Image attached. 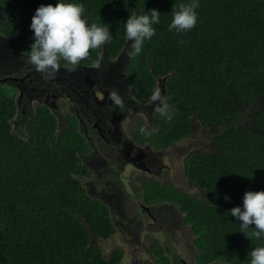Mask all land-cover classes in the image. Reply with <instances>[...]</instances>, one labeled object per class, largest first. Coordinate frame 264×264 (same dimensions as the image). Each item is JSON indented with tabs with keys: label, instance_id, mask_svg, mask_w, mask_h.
Wrapping results in <instances>:
<instances>
[{
	"label": "trees",
	"instance_id": "obj_1",
	"mask_svg": "<svg viewBox=\"0 0 264 264\" xmlns=\"http://www.w3.org/2000/svg\"><path fill=\"white\" fill-rule=\"evenodd\" d=\"M72 2L83 3L88 22L109 24L113 35L102 45L105 52L91 49L80 64L104 53L117 56L128 15L161 13L156 34L126 66L137 99L149 100L165 78L164 97L175 108L171 120L155 111L148 141L156 148L173 146L199 125L206 138L185 149L184 158L189 185L200 194L155 188L152 201L177 206L200 263L250 264L251 249L264 240L241 233L227 211L242 204L246 191L264 189V0H199L196 26L182 33L169 31L171 10L189 0ZM50 3L55 0H0V28L12 35L23 26L20 45L27 55L31 17ZM8 94H0V264H118L119 249L106 257L92 243L112 235L115 226L105 203L90 198L80 182L77 152L84 143L75 119L67 116L60 130L55 115L40 106L20 136L11 130L15 104ZM149 248L155 264H170L160 246Z\"/></svg>",
	"mask_w": 264,
	"mask_h": 264
},
{
	"label": "flooded vegetation",
	"instance_id": "obj_2",
	"mask_svg": "<svg viewBox=\"0 0 264 264\" xmlns=\"http://www.w3.org/2000/svg\"><path fill=\"white\" fill-rule=\"evenodd\" d=\"M1 15L0 11V20ZM18 32L9 35L0 28V94L6 92L4 87H9L8 95L13 97L14 116L10 121L12 132L22 136L25 133L26 119L33 117L40 106L53 113L57 124L60 121L62 127L67 116L75 119L84 143L82 151L77 152L82 168V173L78 176L85 192L103 201L107 206L112 224L115 226V232L108 236L107 240L114 242V247L117 245L114 240L117 233L123 236L125 245L142 242L144 235H138L142 233L139 227L142 220H149L148 225L158 224L161 228L163 225L164 230L166 225H176L177 223H169L171 211L169 213L165 211L172 209L179 217L182 215L179 209L169 200L152 201L153 189L159 191L181 189L192 195H199L200 190L193 185L190 186L185 175V149L180 147L177 152L168 154L171 147L183 141L157 150L161 153H158L159 158L154 162L148 157L150 153L145 152L147 149L151 150L153 146L148 141V133L155 125L151 120L152 128L141 127L144 129L142 132L138 130L140 121L134 123V119L127 115L130 108L132 115L142 116L139 108L147 102L137 99L132 92L126 68L128 59H124L123 64L118 60V55L116 57L102 55L92 64L72 65L60 61L55 74L48 76L28 62V55L23 52L20 45L24 39V32ZM113 91L122 97L125 105L123 109L110 100ZM64 107L65 112L62 113ZM150 114L151 111L146 117ZM153 117L154 114L151 119ZM138 135L143 136L144 140L138 139ZM137 147H142V152L147 157L138 153ZM168 158L173 163L182 162L186 178L182 187H176L173 181L165 180L167 173L171 171V167L165 163V159ZM130 169L134 170L128 172ZM141 169L152 176L139 181L137 178ZM128 201H131L130 204L136 210V221H140L138 224L130 222L123 214L124 205ZM155 205L168 208L163 210V214H158L152 212ZM185 227L193 236L191 247L194 248L188 246L191 249L189 254L194 257L193 264H202L197 258L199 251L194 246L193 232L188 225ZM119 250L122 253V250ZM173 256L180 264H191L177 257L175 253ZM216 261L203 264H215Z\"/></svg>",
	"mask_w": 264,
	"mask_h": 264
},
{
	"label": "clouds",
	"instance_id": "obj_3",
	"mask_svg": "<svg viewBox=\"0 0 264 264\" xmlns=\"http://www.w3.org/2000/svg\"><path fill=\"white\" fill-rule=\"evenodd\" d=\"M198 7L199 0H189L188 3H181L172 9L169 31L175 30L177 33H182L194 28L198 18L196 12ZM84 13L83 3L72 2V0H55V4L38 6L31 17L30 30L33 36L30 51H28V62L41 73L52 76L58 70L61 59L72 65H78L81 60L89 56L91 49H97L111 42L113 35L110 25L102 21L89 23ZM160 16L161 13L157 9L148 11L143 9L141 14L128 15L123 24L130 49L127 54L130 57L138 56L143 50L145 41L151 40L156 34L154 25L160 23ZM106 55L108 54L104 53L103 56ZM117 55L119 56V53ZM157 87L156 82V89L150 98L154 113L156 111L165 119L171 120L175 108L166 101ZM110 100L121 109L125 107L122 97L116 91L110 94ZM141 131L143 132L144 129ZM86 194L94 199L92 195ZM224 199L230 198L225 196ZM227 212L239 221L241 233L249 239L264 240V189L246 191L242 197V204L232 207ZM250 225H254V228ZM249 229L251 232L246 235ZM126 234L130 235L129 232ZM114 240L124 243L123 236L118 233ZM115 249L120 248L114 247L110 254ZM122 255L123 252L119 263L123 258ZM250 257V264H264V246L253 247Z\"/></svg>",
	"mask_w": 264,
	"mask_h": 264
},
{
	"label": "rangeland",
	"instance_id": "obj_4",
	"mask_svg": "<svg viewBox=\"0 0 264 264\" xmlns=\"http://www.w3.org/2000/svg\"><path fill=\"white\" fill-rule=\"evenodd\" d=\"M128 57V56H127ZM124 59L125 56L124 54L118 56V60L123 64L124 63ZM129 60V59H128ZM128 62V61H127ZM107 70V67H106ZM157 85L160 90L161 87H164V82L163 79H160V81H157ZM5 88V93H9V87H4ZM63 101V100H62ZM62 101L61 104L63 103ZM59 102V103H60ZM129 110L127 111V115L129 117H132V119H134V123L139 120L140 121V129L142 128H146V126H148L147 129L152 128V115L154 113V108H153V102L152 100H148L144 106L140 107V112H142V116L137 115V114H131V109L128 108ZM127 110V109H126ZM151 111L150 116L146 117V115ZM62 113L65 112V107L61 110ZM60 121H58V125H59V129L61 130L62 127V123H59ZM142 127V128H141ZM126 134V132H125ZM131 134V133H130ZM131 137V135H130ZM139 137V135H138ZM206 138V130L203 129L200 125L199 127L196 128V131L193 135H191L190 139H186L185 141H183L182 143L177 144V146H173L171 147L169 150L168 154L171 153H175L177 152V150L181 147L183 149H195V147L198 146V143H204L202 141H204V139ZM146 144V142L144 143V145ZM161 148H156V147H151L150 149L145 150V152L149 154V159L153 160V162L156 160V158H159V154L161 152H158L157 150H159ZM135 151V148H134ZM137 151L140 154H143L144 157L146 156V154H144L142 152V147H137ZM168 151H165V153H167ZM147 157V156H146ZM152 162V163H153ZM165 163L171 167V171L170 173H167L165 180L168 181H173L175 183L176 187H182L183 185H185L186 182V178L183 172V167H182V162H175L173 163V161L168 158L165 159ZM140 168H142L140 166ZM134 169H130L131 172ZM150 173V172H149ZM129 174V173H127ZM170 175V176H169ZM127 176V175H126ZM152 174H148L145 173V171L143 169L140 170V174H138V180H145L149 177H151ZM177 178V179H176ZM133 183V182H132ZM135 184V182H134ZM99 198V197H98ZM139 198H141V196H139ZM129 202V203H128ZM125 205H124V210H123V214L126 218H128V220L130 222H134L137 223L140 221H136V210L135 208L130 204L131 201H128ZM165 208H168L167 206L163 207V206H153L152 207V212H156L158 214H163V210ZM169 211H171L172 215H169L168 219H169V223H177L176 225H171V226H165V230L164 227L162 225V228L159 227L158 224H152L148 225L149 220H142V224L139 223V227L142 230V236L143 240L142 242L139 243H134L129 245H125L123 242L118 241L116 242V247L115 248H120L123 252V258L120 260L119 264H148V263H152L155 264V260H154V252L150 251V245L151 243H154L157 246H160L162 248V250L164 251V254L167 258L168 261H170L171 264H180L179 261L177 260V258H174L175 256H173V254H177V257H181L183 259H185L184 261L187 263H194V257L193 255H190V248L191 247V240L193 239V236L190 234L189 229L182 223V217L179 216L177 217L175 212L172 209H169L167 211H165V213H169ZM180 218V220H179ZM126 222V221H125ZM189 227V226H188ZM141 235V233H140ZM92 243H94L95 245H97L102 251L103 254L105 256H107L108 254H110L111 249L114 248V242H112L111 240H102L100 238H95L92 239ZM190 248H189V247ZM194 248V247H193ZM222 261H216L215 264H221ZM214 264V263H213Z\"/></svg>",
	"mask_w": 264,
	"mask_h": 264
},
{
	"label": "water",
	"instance_id": "obj_5",
	"mask_svg": "<svg viewBox=\"0 0 264 264\" xmlns=\"http://www.w3.org/2000/svg\"><path fill=\"white\" fill-rule=\"evenodd\" d=\"M0 11H1V10H0ZM20 29H21V31H22L23 26H21ZM129 51H130V49H129V42H128L127 38H126L123 47H122L121 50L119 51V56L122 55V54H124L125 59H129L130 56L127 54ZM102 52H105V51H104V46H102ZM127 56H128V57H127ZM158 81H160V80H158ZM164 81H165V78H163V82H164ZM161 94H162V96L165 95V89H164V87H161Z\"/></svg>",
	"mask_w": 264,
	"mask_h": 264
}]
</instances>
